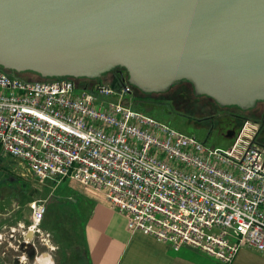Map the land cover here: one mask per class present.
<instances>
[{
    "label": "built area",
    "instance_id": "obj_1",
    "mask_svg": "<svg viewBox=\"0 0 264 264\" xmlns=\"http://www.w3.org/2000/svg\"><path fill=\"white\" fill-rule=\"evenodd\" d=\"M115 83L73 93L71 78L29 82L0 72V153L39 183L70 180L120 213L126 230L174 251L188 247L218 264H230L242 248L263 254L259 124L243 119L226 131V149L208 148L123 104L130 86L122 74ZM27 208L22 242L37 234L46 246L39 231L45 205Z\"/></svg>",
    "mask_w": 264,
    "mask_h": 264
},
{
    "label": "water",
    "instance_id": "obj_2",
    "mask_svg": "<svg viewBox=\"0 0 264 264\" xmlns=\"http://www.w3.org/2000/svg\"><path fill=\"white\" fill-rule=\"evenodd\" d=\"M0 67L89 80L119 68L142 93L185 81L245 111L264 102V0H0Z\"/></svg>",
    "mask_w": 264,
    "mask_h": 264
},
{
    "label": "rangeland",
    "instance_id": "obj_3",
    "mask_svg": "<svg viewBox=\"0 0 264 264\" xmlns=\"http://www.w3.org/2000/svg\"><path fill=\"white\" fill-rule=\"evenodd\" d=\"M0 72L12 75L1 68ZM116 73L108 72L95 80L71 78L73 93L94 83L112 85L116 82ZM121 74L125 76L123 71ZM14 76L29 82L43 81L31 72ZM122 102L170 129L196 137L208 148L220 150L229 145L226 131L234 129L243 119L260 124L259 110L264 108V102L245 111L233 106L217 107L206 97L195 96L191 85L185 82L157 94L133 90ZM258 141L264 145L262 133ZM90 197L68 179L39 183L15 159L0 153V264H21V253H25L22 264H31L42 253L49 255L51 264H85L83 223L95 202ZM31 202L45 205L39 231L42 236L48 235L46 246L37 234L26 246L22 242L21 231L25 230L18 225L25 227L30 223L27 207Z\"/></svg>",
    "mask_w": 264,
    "mask_h": 264
},
{
    "label": "crops",
    "instance_id": "obj_4",
    "mask_svg": "<svg viewBox=\"0 0 264 264\" xmlns=\"http://www.w3.org/2000/svg\"><path fill=\"white\" fill-rule=\"evenodd\" d=\"M90 198L95 202L83 223L85 264H218L194 249L174 251L151 236L126 230L120 213ZM35 259L37 264H51L49 257L41 254ZM230 264H264V253L242 248Z\"/></svg>",
    "mask_w": 264,
    "mask_h": 264
},
{
    "label": "flooded vegetation",
    "instance_id": "obj_5",
    "mask_svg": "<svg viewBox=\"0 0 264 264\" xmlns=\"http://www.w3.org/2000/svg\"><path fill=\"white\" fill-rule=\"evenodd\" d=\"M118 73H120L121 74V72H122V70L121 69H117L116 70ZM124 72V71H123ZM130 90L131 91H133V90H135L133 87H130ZM200 97H204V96H200ZM208 99V98H207ZM208 100H210V99H208ZM210 101H212V100H210ZM212 103L213 104H215L213 101H212ZM258 103H260V102H256V104H255V106L258 104ZM216 105V104H215ZM217 107H218V105H216ZM254 106V107H255ZM254 109V108H253ZM259 112H260V115H261V119H260V124H259V132H258V138H259V136H260V134L262 133L263 135H264V108H262L261 110H259ZM261 144V143H260ZM263 145V144H262ZM264 146V145H263Z\"/></svg>",
    "mask_w": 264,
    "mask_h": 264
},
{
    "label": "trees",
    "instance_id": "obj_6",
    "mask_svg": "<svg viewBox=\"0 0 264 264\" xmlns=\"http://www.w3.org/2000/svg\"><path fill=\"white\" fill-rule=\"evenodd\" d=\"M0 68H1V67H0ZM1 69H2V68H1ZM117 69H119V68H116V69L112 70L110 73H115V72H117V71H116ZM6 71H7V70H6ZM122 71H123V70H122ZM8 73L12 74L13 76H14V74H15L14 72H11V71H8ZM119 74H120V73H118V72L116 73V75H115L116 78H118V75H119ZM124 75H125V73H124ZM37 77H38L40 80H43V81H44V80H49V79H43V78L39 77L38 75H37ZM183 82H185V81L178 82V83H176V84H174V85H177V84H180V83H183ZM185 83H187V82H185ZM94 84H95V83H94ZM94 84H93V85H94ZM112 85H115V81H114V84H112ZM129 86H130V85H129ZM90 87H91V86H90ZM130 87H131V86H130ZM134 89H135V88H134ZM135 90H136V89H135ZM137 91H138V90H137ZM239 123H240V122H239Z\"/></svg>",
    "mask_w": 264,
    "mask_h": 264
},
{
    "label": "bare ground",
    "instance_id": "obj_7",
    "mask_svg": "<svg viewBox=\"0 0 264 264\" xmlns=\"http://www.w3.org/2000/svg\"><path fill=\"white\" fill-rule=\"evenodd\" d=\"M27 240V239H26Z\"/></svg>",
    "mask_w": 264,
    "mask_h": 264
}]
</instances>
